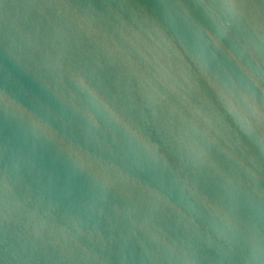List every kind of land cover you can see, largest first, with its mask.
Here are the masks:
<instances>
[{"label":"water","instance_id":"water-1","mask_svg":"<svg viewBox=\"0 0 264 264\" xmlns=\"http://www.w3.org/2000/svg\"><path fill=\"white\" fill-rule=\"evenodd\" d=\"M0 264H264V0H0Z\"/></svg>","mask_w":264,"mask_h":264}]
</instances>
